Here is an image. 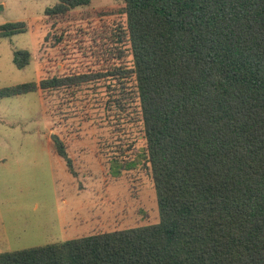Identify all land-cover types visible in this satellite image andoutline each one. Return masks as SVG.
Segmentation results:
<instances>
[{
	"label": "trees",
	"instance_id": "1",
	"mask_svg": "<svg viewBox=\"0 0 264 264\" xmlns=\"http://www.w3.org/2000/svg\"><path fill=\"white\" fill-rule=\"evenodd\" d=\"M92 0H57L62 16ZM158 223L0 253V264H264V0H122ZM27 31L0 24V38ZM24 68L29 50H17ZM92 75L0 88V98ZM58 154L70 171L64 143Z\"/></svg>",
	"mask_w": 264,
	"mask_h": 264
},
{
	"label": "rangeland",
	"instance_id": "2",
	"mask_svg": "<svg viewBox=\"0 0 264 264\" xmlns=\"http://www.w3.org/2000/svg\"><path fill=\"white\" fill-rule=\"evenodd\" d=\"M57 0H0V88L92 75L80 84L0 98V253L158 223L157 194L132 73L122 0H92L62 16ZM17 50L31 62L18 68ZM60 139L73 171L58 154Z\"/></svg>",
	"mask_w": 264,
	"mask_h": 264
},
{
	"label": "water",
	"instance_id": "3",
	"mask_svg": "<svg viewBox=\"0 0 264 264\" xmlns=\"http://www.w3.org/2000/svg\"><path fill=\"white\" fill-rule=\"evenodd\" d=\"M54 138H56V139H57V136H55V135H54Z\"/></svg>",
	"mask_w": 264,
	"mask_h": 264
}]
</instances>
